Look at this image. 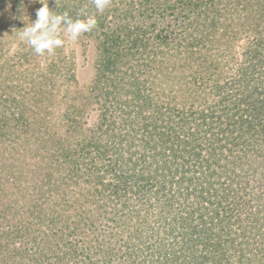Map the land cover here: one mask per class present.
Returning a JSON list of instances; mask_svg holds the SVG:
<instances>
[{"label": "trees", "instance_id": "1", "mask_svg": "<svg viewBox=\"0 0 264 264\" xmlns=\"http://www.w3.org/2000/svg\"><path fill=\"white\" fill-rule=\"evenodd\" d=\"M48 6L97 24L39 56L0 0V264H264V0Z\"/></svg>", "mask_w": 264, "mask_h": 264}, {"label": "clouds", "instance_id": "2", "mask_svg": "<svg viewBox=\"0 0 264 264\" xmlns=\"http://www.w3.org/2000/svg\"><path fill=\"white\" fill-rule=\"evenodd\" d=\"M41 7L36 10V19L29 22L19 33L21 42H26L34 52L43 56L45 53L53 54L55 49L61 48L65 40L60 37L61 26L64 33L75 42L85 32L91 31L97 24L95 15L86 16L84 19H72L67 12L55 13L48 6V0H39ZM97 13H103L111 0H93Z\"/></svg>", "mask_w": 264, "mask_h": 264}, {"label": "rangeland", "instance_id": "3", "mask_svg": "<svg viewBox=\"0 0 264 264\" xmlns=\"http://www.w3.org/2000/svg\"><path fill=\"white\" fill-rule=\"evenodd\" d=\"M73 47L77 56L79 80L82 83H86L93 74L94 47L92 44L83 42L74 43Z\"/></svg>", "mask_w": 264, "mask_h": 264}]
</instances>
